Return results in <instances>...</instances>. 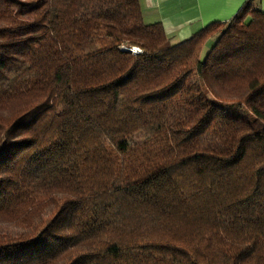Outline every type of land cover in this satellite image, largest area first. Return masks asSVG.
Wrapping results in <instances>:
<instances>
[{
	"label": "trees",
	"instance_id": "trees-1",
	"mask_svg": "<svg viewBox=\"0 0 264 264\" xmlns=\"http://www.w3.org/2000/svg\"><path fill=\"white\" fill-rule=\"evenodd\" d=\"M0 264H264V12L0 0Z\"/></svg>",
	"mask_w": 264,
	"mask_h": 264
},
{
	"label": "crops",
	"instance_id": "crops-1",
	"mask_svg": "<svg viewBox=\"0 0 264 264\" xmlns=\"http://www.w3.org/2000/svg\"><path fill=\"white\" fill-rule=\"evenodd\" d=\"M249 1L264 12V0H141V6L146 22L160 21L167 35L180 42L211 22L234 18Z\"/></svg>",
	"mask_w": 264,
	"mask_h": 264
},
{
	"label": "rangeland",
	"instance_id": "rangeland-1",
	"mask_svg": "<svg viewBox=\"0 0 264 264\" xmlns=\"http://www.w3.org/2000/svg\"><path fill=\"white\" fill-rule=\"evenodd\" d=\"M210 42H211V40H210ZM210 42H208V43L206 44L205 48H204V51H203V57L206 56V53H207V51H208V49H209V46H210V44H209Z\"/></svg>",
	"mask_w": 264,
	"mask_h": 264
},
{
	"label": "built area",
	"instance_id": "built-area-1",
	"mask_svg": "<svg viewBox=\"0 0 264 264\" xmlns=\"http://www.w3.org/2000/svg\"><path fill=\"white\" fill-rule=\"evenodd\" d=\"M131 50H132L134 53H136V52H139V51H140V49H139V48H137V47L131 48Z\"/></svg>",
	"mask_w": 264,
	"mask_h": 264
}]
</instances>
